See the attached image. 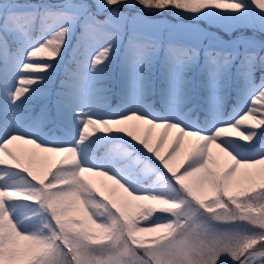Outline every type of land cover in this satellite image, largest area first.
I'll use <instances>...</instances> for the list:
<instances>
[{"label": "rangeland", "instance_id": "rangeland-1", "mask_svg": "<svg viewBox=\"0 0 264 264\" xmlns=\"http://www.w3.org/2000/svg\"><path fill=\"white\" fill-rule=\"evenodd\" d=\"M26 1L0 0V126L4 91L16 89L7 88L9 69L22 58L18 68L24 70L33 58L29 82L11 108L29 134L0 137V260L234 264L250 238L264 239V167L255 165L264 158L257 147L264 141V61L258 60L260 44L242 33L231 36L233 28L253 30L254 24L264 32V11L228 4L235 7L201 22H173L139 17L137 8L132 15L124 8L99 12L86 0H66L54 2L63 16L57 20ZM18 9L33 12L25 25L12 15ZM77 73L93 85L92 109L103 111L102 119H118L117 107L132 91L154 115L169 110L195 123L191 134L210 137L214 156L204 154L186 167L194 152L187 140L168 146L158 132L143 129L132 138L110 123L69 142ZM170 84L178 101L167 99ZM220 119L228 125L215 126ZM35 129L39 140L31 135ZM248 131L253 138L244 137ZM64 147H72L78 171L88 164L104 178L92 181L86 173L66 184L63 162L55 160ZM225 159L241 166L236 179L227 178L232 166L225 167ZM110 181L125 192V206L109 190ZM261 252L255 249L242 264H263Z\"/></svg>", "mask_w": 264, "mask_h": 264}, {"label": "bare ground", "instance_id": "bare-ground-1", "mask_svg": "<svg viewBox=\"0 0 264 264\" xmlns=\"http://www.w3.org/2000/svg\"><path fill=\"white\" fill-rule=\"evenodd\" d=\"M31 45L32 43H30V46ZM24 46L26 47V45ZM23 53L24 51H22V55ZM32 60L33 58H31L29 62L25 63L24 70H19L18 68V64L23 63L22 58H20L17 62H13L14 68L9 69L8 79H10V82L8 83L7 88H10L13 85V87H15L16 89L9 93L7 90L4 91L5 105H3V113L6 118L2 120L4 126H0V130H2V133H0V137L10 135V137L13 138L18 137V134H29V131H27L28 129L25 130L20 129L18 127L16 116L13 114L11 108L13 106L12 103L14 102V100H16L20 96V94L24 92V86L27 84V82H29L28 75L31 74L29 70L32 68ZM77 77L79 84L77 85V93L74 95L73 104L71 105L70 110L73 112V114L70 121V125L67 128L66 134V136L68 135L69 142L74 139L73 137L79 139L84 133L91 131L93 127H98L103 123H110L121 126L123 134L125 136H131L132 138L137 136V131H142L143 129H148L155 133L158 132L161 135V142L167 144L168 146V143L170 141L172 142L174 139L177 142H180L182 138L187 140L185 142H188L189 146L191 145V147L194 148V152L192 153L190 158L185 161L186 167L193 165L195 162H197L198 159L203 157L204 154H207L208 156H214V152L212 151V148L209 147L207 141V138L210 137L204 135L191 134V131L197 130L198 128L195 123L185 122L182 117H179L176 113H171L169 110H167L165 113H161L160 115H154L151 110L141 104H138L134 100L136 94L132 91H130L125 97L127 103H123L121 107H117V113L121 114L120 116H118V119H102L100 114H102L103 111L99 112L97 110L92 109L96 108V103L93 101L94 97L92 96L94 93L93 85L90 82L88 84H85V81H83L82 79L81 73H77ZM131 83L133 84V82ZM171 86L172 85L170 84V88ZM175 92L176 95H174ZM178 97V91H174L171 88L167 99L169 101H178ZM212 100H214V97H212L211 101ZM128 112L131 113L125 115ZM240 113L241 110L238 112L235 111L232 117L235 118ZM153 119H160L164 122L158 125L153 122ZM42 120L43 117H40L38 122ZM214 125L225 127L228 125V121L226 119H220L216 121ZM189 134L192 136H189ZM31 135L36 140L41 139L39 131L36 129L33 130ZM244 137L253 138L254 134L251 131H248L245 132ZM257 147L264 151V141H262ZM55 160L57 162H63L62 173L64 175L63 180L66 184L73 185L76 179L84 178V175H86V173H89L91 175L92 181H99L100 178H104V174H102L100 171L91 169L88 164L84 165L82 171H78L75 167V165H77V160L75 159L72 147H64L59 149V153H57V157L55 158ZM225 163V167L227 165L232 166L231 169L227 171V178L233 176V178L236 179L237 176L240 174L241 166L236 163H228L227 159H225ZM255 165H260L259 168L262 169L264 167V158ZM194 185L199 188V190L202 186L200 181L197 179L194 180ZM108 188L109 190H111L112 193L118 195V201H121V205L125 206V201L129 202L125 192L122 189L120 190V188H118L113 181L109 182Z\"/></svg>", "mask_w": 264, "mask_h": 264}, {"label": "trees", "instance_id": "trees-1", "mask_svg": "<svg viewBox=\"0 0 264 264\" xmlns=\"http://www.w3.org/2000/svg\"><path fill=\"white\" fill-rule=\"evenodd\" d=\"M40 1L41 3L44 2V0ZM86 1H88L93 8H97V0ZM100 2H102L103 10L117 8L116 6L120 5L121 8L126 10V14L132 15L135 10L133 11L131 8H139L147 15H154L157 17L165 16L173 22H177V20L181 22H201L202 20H207L206 18L209 14L221 13L227 9H233L235 7L228 6V4H235L236 7L239 8H249L250 5L253 4L258 9L264 11V0H217L216 2L201 1L199 3L194 0H100ZM194 28H198V26L196 25ZM199 30L205 31L204 28H199ZM216 31L221 30L216 29ZM239 33H242L243 36L248 37L261 45L258 55L264 61V32L259 31V28L255 24L253 30L244 26H238L231 30V36L238 35ZM225 34L226 33H224L222 37H225ZM261 71L262 69H259L256 74H260ZM263 248L264 239L261 237H252L239 248L233 257L232 262L234 264L240 263L247 254L253 252L255 249ZM0 264H5V262L0 260Z\"/></svg>", "mask_w": 264, "mask_h": 264}]
</instances>
